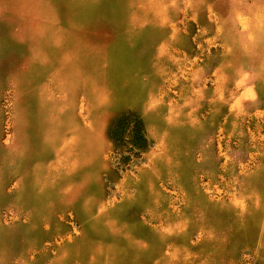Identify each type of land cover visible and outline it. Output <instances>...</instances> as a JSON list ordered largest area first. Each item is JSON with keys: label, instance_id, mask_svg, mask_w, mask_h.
<instances>
[{"label": "rangeland", "instance_id": "obj_1", "mask_svg": "<svg viewBox=\"0 0 264 264\" xmlns=\"http://www.w3.org/2000/svg\"><path fill=\"white\" fill-rule=\"evenodd\" d=\"M0 264H264V0H0Z\"/></svg>", "mask_w": 264, "mask_h": 264}]
</instances>
